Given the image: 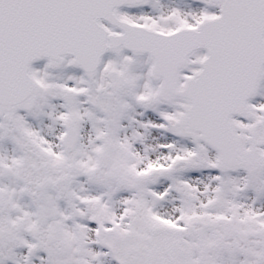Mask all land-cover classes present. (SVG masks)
Here are the masks:
<instances>
[{
    "label": "snow or ice",
    "instance_id": "6c2138e0",
    "mask_svg": "<svg viewBox=\"0 0 264 264\" xmlns=\"http://www.w3.org/2000/svg\"><path fill=\"white\" fill-rule=\"evenodd\" d=\"M0 264H264V0H0Z\"/></svg>",
    "mask_w": 264,
    "mask_h": 264
}]
</instances>
